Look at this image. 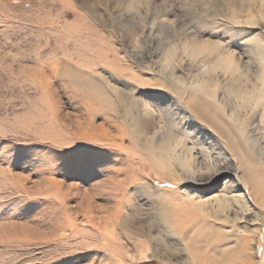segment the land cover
<instances>
[{"label":"rangeland","instance_id":"rangeland-1","mask_svg":"<svg viewBox=\"0 0 264 264\" xmlns=\"http://www.w3.org/2000/svg\"><path fill=\"white\" fill-rule=\"evenodd\" d=\"M0 264H264V0H0Z\"/></svg>","mask_w":264,"mask_h":264},{"label":"bare ground","instance_id":"bare-ground-1","mask_svg":"<svg viewBox=\"0 0 264 264\" xmlns=\"http://www.w3.org/2000/svg\"><path fill=\"white\" fill-rule=\"evenodd\" d=\"M254 95H249V99H251V100H255L254 99V97L256 96H254ZM260 98H257V100H259ZM195 107V106H194ZM193 107V108H194ZM197 108V107H196ZM198 108H199V106H198ZM194 110H196V109H194ZM197 111V110H196ZM208 124L212 127V128H215V130H216V128L218 127V126H216V124H215V122H213V120H210V121H208ZM166 146V145H165ZM163 148H165V147H163ZM166 150V149H165Z\"/></svg>","mask_w":264,"mask_h":264}]
</instances>
